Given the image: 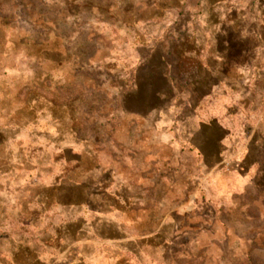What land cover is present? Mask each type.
Here are the masks:
<instances>
[{
    "label": "rangeland",
    "instance_id": "rangeland-1",
    "mask_svg": "<svg viewBox=\"0 0 264 264\" xmlns=\"http://www.w3.org/2000/svg\"><path fill=\"white\" fill-rule=\"evenodd\" d=\"M73 249L264 264V0H0V264Z\"/></svg>",
    "mask_w": 264,
    "mask_h": 264
},
{
    "label": "crops",
    "instance_id": "crops-1",
    "mask_svg": "<svg viewBox=\"0 0 264 264\" xmlns=\"http://www.w3.org/2000/svg\"><path fill=\"white\" fill-rule=\"evenodd\" d=\"M222 61V60H221ZM209 61H208V66H209ZM222 65L223 62H219V67H214V69H210V71L212 72L213 71V74H212V78H217V79H220L222 77V73L224 74V72L221 70L222 69ZM207 66V67H208ZM221 75V76H220ZM80 184H83V183H80ZM56 185V184H55ZM102 186V185H101ZM93 195V194H92ZM81 221V220H80ZM82 223V221H81ZM82 226V225H81ZM83 228V227H82ZM84 229V232H86V229ZM84 238H87V239H91V240H95V236L94 234H88V235H85ZM72 253H74V257L72 258L75 262L71 263V264H83L85 263L84 261L87 260V258L89 259H92L94 258L93 257V254H86L84 253V250L83 251H77V249H73L72 251H70ZM76 253V254H75ZM42 262L39 263V264H54V261H49V260H46V259H41ZM86 264V263H85Z\"/></svg>",
    "mask_w": 264,
    "mask_h": 264
}]
</instances>
